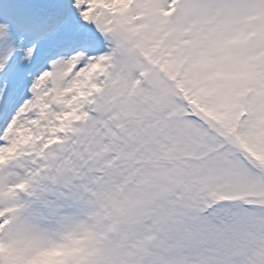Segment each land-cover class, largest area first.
<instances>
[{"label":"snow or ice","instance_id":"6c2138e0","mask_svg":"<svg viewBox=\"0 0 264 264\" xmlns=\"http://www.w3.org/2000/svg\"><path fill=\"white\" fill-rule=\"evenodd\" d=\"M0 264H264V0H0Z\"/></svg>","mask_w":264,"mask_h":264}]
</instances>
